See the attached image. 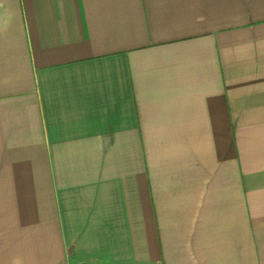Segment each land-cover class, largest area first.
Here are the masks:
<instances>
[{"label":"crops","instance_id":"obj_1","mask_svg":"<svg viewBox=\"0 0 264 264\" xmlns=\"http://www.w3.org/2000/svg\"><path fill=\"white\" fill-rule=\"evenodd\" d=\"M0 264H264V0H0Z\"/></svg>","mask_w":264,"mask_h":264}]
</instances>
